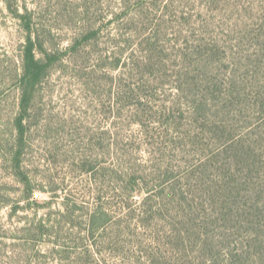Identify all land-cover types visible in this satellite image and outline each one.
<instances>
[{"label":"trees","instance_id":"1","mask_svg":"<svg viewBox=\"0 0 264 264\" xmlns=\"http://www.w3.org/2000/svg\"><path fill=\"white\" fill-rule=\"evenodd\" d=\"M2 1L23 42L13 66L7 52L0 57V160L32 205L36 178L24 158L33 137L67 132L87 146L66 158L68 177L93 186V205L68 200L58 220L26 227L23 245L53 238L57 264H264V0L218 10L207 0L189 15L177 0L135 8L125 0L109 22L115 46L127 48L112 56L90 6L60 54L41 38L36 6ZM112 57L116 76L92 62ZM60 70L81 85L86 123L102 116L111 127H79L42 107L41 91ZM12 87L15 112L4 119Z\"/></svg>","mask_w":264,"mask_h":264},{"label":"rangeland","instance_id":"2","mask_svg":"<svg viewBox=\"0 0 264 264\" xmlns=\"http://www.w3.org/2000/svg\"><path fill=\"white\" fill-rule=\"evenodd\" d=\"M123 1L125 0H25V3L31 9L36 6L37 29L41 38L48 40V45L59 50L60 54L65 52L63 49L68 45L69 39L83 31V26L88 20L87 7L90 6L92 12L90 13V22L96 28L100 27L103 30L101 47L108 48L110 50L108 54L112 56L113 53L117 54L121 49L127 48V45L123 43L115 46L112 38L115 33L114 23L116 21L112 24L109 22L111 18H114L113 12L120 10L124 5ZM127 1L132 8H135L136 0ZM252 2L253 0H218L213 8L218 10L220 8H233L235 5L249 6L252 5ZM144 3L151 4V0H144ZM177 4L180 6L179 10H187V15H189L190 13L196 14L208 2L207 0H177ZM104 41L109 43H104ZM22 42L19 21L8 12L4 2L0 0V57H3L5 52L8 53L6 66L12 65L11 62L19 57ZM129 52L128 49L126 56ZM113 61L114 57L106 62L98 63L96 59L92 62L97 64L96 67H102L100 69L109 68L116 76L119 69L108 64ZM65 64L62 65L63 67L61 66V69L64 68ZM63 70L54 73L44 85V89L41 91L42 107H46L55 113L72 116L77 121L75 124L79 127L91 125L92 128H96L99 123L102 130L111 127L108 122L103 120L102 116H100V121L99 118H96L98 120L90 119L91 122L86 123L84 116L87 105L84 103L80 90L81 85L72 78L70 71L65 72ZM111 82L112 80L110 83L106 81L103 93L104 102L107 105L111 101L110 88H113ZM11 91L9 93L7 90L6 103L2 107L4 119L11 117L15 112L14 97L17 94L13 87ZM75 138L78 137L68 136L66 132L65 135L50 139L44 131H36L32 140L33 143L24 158V169L36 178L32 184L35 190L33 196L35 203L32 205H28L27 200L24 199L23 185L9 173L0 160V264H25L27 259L34 264H41L42 261H45L44 264H57L51 253L53 238L51 241L48 236L44 237L43 240L39 238L36 240V244L24 246L25 228L30 227L35 222L37 223L41 217L50 218L52 221L58 220L60 218L59 212L63 210L68 200H75L78 205L83 201L93 205V199L89 193L93 186L85 183L86 178L82 176L80 180H83V183L78 184L77 181L72 182L68 177L67 165L69 163L66 162V158L87 147L86 142L80 144V141ZM54 145L59 146L61 153L55 157L50 153L54 151ZM46 177L57 185L52 187L57 189L54 197L51 196L52 192ZM56 178L57 181H55ZM48 201L51 202V207L46 206ZM16 206H20V208L15 209ZM14 250L23 251L21 260L18 261L14 257Z\"/></svg>","mask_w":264,"mask_h":264}]
</instances>
